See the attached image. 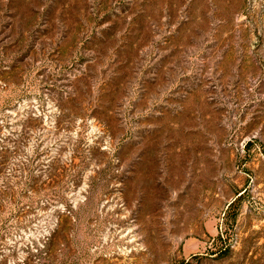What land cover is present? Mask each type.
Returning a JSON list of instances; mask_svg holds the SVG:
<instances>
[{
  "label": "rangeland",
  "instance_id": "obj_1",
  "mask_svg": "<svg viewBox=\"0 0 264 264\" xmlns=\"http://www.w3.org/2000/svg\"><path fill=\"white\" fill-rule=\"evenodd\" d=\"M0 264H264V0H0Z\"/></svg>",
  "mask_w": 264,
  "mask_h": 264
},
{
  "label": "trees",
  "instance_id": "obj_2",
  "mask_svg": "<svg viewBox=\"0 0 264 264\" xmlns=\"http://www.w3.org/2000/svg\"><path fill=\"white\" fill-rule=\"evenodd\" d=\"M232 205H233V204H232ZM232 205H231V206H232Z\"/></svg>",
  "mask_w": 264,
  "mask_h": 264
}]
</instances>
